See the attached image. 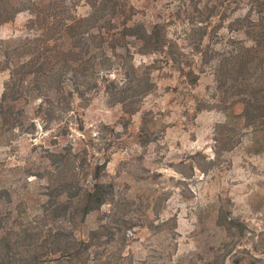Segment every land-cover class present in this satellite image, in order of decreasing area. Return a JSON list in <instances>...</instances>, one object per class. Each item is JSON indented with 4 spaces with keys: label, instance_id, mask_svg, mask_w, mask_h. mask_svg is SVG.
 Listing matches in <instances>:
<instances>
[{
    "label": "trees",
    "instance_id": "1",
    "mask_svg": "<svg viewBox=\"0 0 264 264\" xmlns=\"http://www.w3.org/2000/svg\"><path fill=\"white\" fill-rule=\"evenodd\" d=\"M188 1L192 15L183 38L189 50L184 51L169 38L165 20L136 21L128 0H85L89 10L83 15L75 0H0V24L29 13L26 34L0 44V70L8 71L0 96L2 124L32 133L35 119L17 104L36 100L33 112L42 129L52 121L59 126L64 114L70 123L75 99L89 100L99 92L133 114L155 85L152 69L172 65L191 84L211 71L212 97L226 113L216 126V155L233 145L236 127L230 120L264 127V0ZM213 16L216 40L210 42ZM225 23L237 34L217 47ZM137 53L154 59L137 66ZM235 104L240 107L236 114ZM67 123L61 134L68 131ZM104 153V159L94 161L86 148L75 151L71 144L45 148L42 161L24 170L40 181L36 193L28 179L26 189L0 186V264H134L122 248L134 222L129 210L121 211L126 201L116 197L114 184L101 178L111 152ZM105 205L109 208L101 210ZM93 211H100L95 224L80 236L77 231ZM217 225L229 235L237 226L234 217L221 213ZM249 263L264 264V259L253 257Z\"/></svg>",
    "mask_w": 264,
    "mask_h": 264
},
{
    "label": "rangeland",
    "instance_id": "2",
    "mask_svg": "<svg viewBox=\"0 0 264 264\" xmlns=\"http://www.w3.org/2000/svg\"><path fill=\"white\" fill-rule=\"evenodd\" d=\"M128 1L136 8V21L165 20L169 38L189 50L183 38L189 30L191 2ZM75 2L78 14L87 13L85 0ZM28 17V12H20L0 24V44L23 37ZM211 20L209 41L214 42V16ZM219 32L223 42L214 43L217 47L237 34L226 23ZM153 59L152 54L137 53L134 63L141 66ZM7 78L8 71L0 70V96ZM152 78L153 89L133 114L99 92L89 100L75 99L70 123L64 114L59 126L52 121L49 129H42L33 112L38 101L18 103L37 127L22 133L8 129L0 119V186L21 190L28 179L29 189L36 193L40 181L26 177L24 170L42 161L45 148L71 144L75 151L86 148L88 160L94 161L111 152L101 178L114 184L116 197L126 201L121 211L129 210L132 216L133 233L122 248L134 264H250L253 257L264 259V127L245 126L240 118L230 120L236 127L233 145L216 155V126L226 120V113L212 97L210 69L200 73L195 84L172 65L154 67ZM206 100L211 105L198 109ZM239 111L235 104L232 112ZM65 123L68 131L61 134ZM99 212L87 216L77 231L80 236L95 224ZM220 213L234 217L237 226L231 235L217 225Z\"/></svg>",
    "mask_w": 264,
    "mask_h": 264
}]
</instances>
